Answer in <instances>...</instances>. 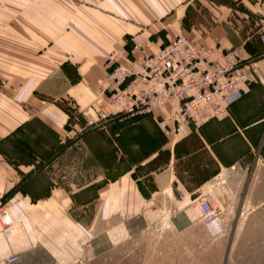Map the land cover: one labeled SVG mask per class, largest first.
<instances>
[{
    "label": "crops",
    "instance_id": "obj_1",
    "mask_svg": "<svg viewBox=\"0 0 264 264\" xmlns=\"http://www.w3.org/2000/svg\"><path fill=\"white\" fill-rule=\"evenodd\" d=\"M200 1L195 10L191 0H34L32 9L19 1L18 20L0 22V200L17 227L6 236L0 226V264H105L165 214L179 229L202 223L198 198L207 192L222 220L232 207L236 222L264 207V0ZM172 30L254 57V79L228 114L179 130L168 106L145 114L174 136L145 174L127 156L138 150L139 119L67 137L93 114L106 56L126 42L153 50Z\"/></svg>",
    "mask_w": 264,
    "mask_h": 264
},
{
    "label": "built area",
    "instance_id": "obj_2",
    "mask_svg": "<svg viewBox=\"0 0 264 264\" xmlns=\"http://www.w3.org/2000/svg\"><path fill=\"white\" fill-rule=\"evenodd\" d=\"M264 43V31L259 34ZM112 50L104 60L105 75L98 84L93 114L85 116L84 125H73L67 137L85 129L101 127L119 117L142 116L168 106L174 129H197L211 117L228 114V106L254 79L255 59L240 48L205 46L177 33L153 50L141 42ZM165 122V119H163ZM0 201V226L6 236L16 231ZM201 222L220 221V209L211 192L198 198ZM17 255L5 261L11 263Z\"/></svg>",
    "mask_w": 264,
    "mask_h": 264
},
{
    "label": "rangeland",
    "instance_id": "obj_3",
    "mask_svg": "<svg viewBox=\"0 0 264 264\" xmlns=\"http://www.w3.org/2000/svg\"><path fill=\"white\" fill-rule=\"evenodd\" d=\"M19 1H22V6L31 8L34 0H0V22L18 20ZM199 3L201 4L200 0H191L189 6L195 10ZM54 15L58 20H65L61 13ZM192 17L194 15L191 13ZM2 32L3 30L0 29V33ZM174 32L172 30L173 34L169 36H175L177 33L187 36L183 31ZM122 45L130 47L132 44L126 42ZM1 80L0 78V83ZM153 114L159 115L156 110ZM146 117L153 116L123 117L125 120H140L138 125L132 126L133 132L134 127H137L138 150L132 156L127 155L131 160L138 158L139 163L135 165V170L139 174H145L163 157L165 159L168 152L166 146L174 138L172 133H167L165 127L164 129L160 126L159 129L154 127V122L145 119ZM156 139L163 140L162 144L165 145L163 149L153 148ZM128 152L133 154L132 151ZM154 152L157 154V159L153 163L146 164V161L141 163ZM176 209V206H164V210L170 215ZM251 214L245 220L240 219L236 222L235 209L232 207L227 219L222 220L221 216L218 222L207 225L197 223L185 229H179L167 218L169 215L165 214L163 219H154L133 237L119 243L106 254L103 262L105 264H264V207H256ZM12 225L17 230L13 220Z\"/></svg>",
    "mask_w": 264,
    "mask_h": 264
},
{
    "label": "bare ground",
    "instance_id": "obj_4",
    "mask_svg": "<svg viewBox=\"0 0 264 264\" xmlns=\"http://www.w3.org/2000/svg\"><path fill=\"white\" fill-rule=\"evenodd\" d=\"M200 210V209H199ZM201 213V212H200ZM201 216V215H200Z\"/></svg>",
    "mask_w": 264,
    "mask_h": 264
}]
</instances>
